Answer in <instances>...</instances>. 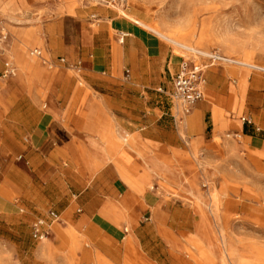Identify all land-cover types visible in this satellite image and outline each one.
Instances as JSON below:
<instances>
[{"label": "rangeland", "instance_id": "obj_1", "mask_svg": "<svg viewBox=\"0 0 264 264\" xmlns=\"http://www.w3.org/2000/svg\"><path fill=\"white\" fill-rule=\"evenodd\" d=\"M10 1L0 0V73L9 59L16 74L0 78V139L14 130L10 122L15 124L16 114L33 116L28 102L46 110L49 101H102L107 117L114 111L120 118L119 149L131 145L133 129L165 135L168 152L161 160L168 171L144 186L159 194L160 207L132 224L116 220L114 227H104L106 222L94 228L88 220L76 222L74 208L73 216L62 215V223L43 241L30 236L32 219L8 209L7 202L18 196L0 189V264H264V148L254 150L243 136L233 137L243 109L232 115L216 106L207 88L212 74L217 87L221 76L230 87L231 79L248 85L252 76L264 78V0ZM101 9L139 21L178 61L203 64L206 88L196 104L205 103V110L196 111L195 105L182 122H175L162 114L166 105L155 91L142 93L106 76L93 88L79 87L72 69L51 67L30 55L36 47L65 59L90 55L102 29ZM154 29L193 50L176 46ZM211 55L251 67L214 61ZM230 89L227 93L235 96ZM215 90L226 94L224 88ZM20 154L16 162L22 161ZM54 191L45 192L47 198L60 202Z\"/></svg>", "mask_w": 264, "mask_h": 264}, {"label": "crops", "instance_id": "obj_2", "mask_svg": "<svg viewBox=\"0 0 264 264\" xmlns=\"http://www.w3.org/2000/svg\"><path fill=\"white\" fill-rule=\"evenodd\" d=\"M101 10L98 26L102 29L94 36L97 49L93 53L81 57L70 55L66 60L36 47L34 49L39 50L40 55L33 56L51 67L72 69L79 87L86 84L93 88L96 80L106 76L114 84L126 82L128 88L142 93L155 91L166 105L162 114L182 122L187 114L181 112L171 97L173 76L181 61L166 43L143 30L139 23ZM222 60L236 62L227 58ZM241 63L236 62L242 67H251ZM242 75L243 72L238 73L240 78ZM214 77L212 74L207 88L216 106L224 107L232 115L243 109L238 117L239 127L232 132L243 136V141L254 150H262L264 78L252 76L248 85L231 79L234 84L230 87L226 77L221 76L217 87ZM215 88H224L226 94H220ZM230 88H234L235 96L230 97L227 93ZM26 105L35 110L33 116L16 114L12 118L15 124L10 122L14 130L4 133L0 139V189L10 190L18 196L7 202L8 209H19L25 220L32 219L31 237L32 222L48 218L50 210L59 215V222L50 225L49 235L62 223V215L73 216L74 208L78 213L76 222L88 220L94 228L108 222L104 227L109 228L114 227L112 221L132 224L137 216L160 207L159 194L145 190L144 186L148 180H156L168 171L161 160L168 152L165 135L133 129L130 133L135 137L131 145L125 144L119 149L116 141L121 135L118 131L120 118L114 111L107 117V106L102 101H87L83 105L79 101H49L46 110L36 101ZM196 105V111L207 107L203 102ZM193 113L185 124L192 121ZM242 116L250 117L253 124L242 123ZM121 139L125 141V138ZM17 152L21 153L18 158L22 161H15ZM142 157L146 158L140 159ZM53 190L60 202L47 198L45 192L53 193ZM153 232L156 233L154 237L159 236L157 230Z\"/></svg>", "mask_w": 264, "mask_h": 264}, {"label": "built area", "instance_id": "obj_3", "mask_svg": "<svg viewBox=\"0 0 264 264\" xmlns=\"http://www.w3.org/2000/svg\"><path fill=\"white\" fill-rule=\"evenodd\" d=\"M32 55H40V51L34 49L30 52ZM212 60L223 59L219 56L211 55ZM62 62L64 60L61 59ZM16 74V67L11 60L3 62V68L0 73V78L5 79ZM206 85L205 66L203 64L182 60L178 70L173 76V91L171 97L175 104L180 108L183 114H188L196 103L202 99ZM240 121L244 124H253L250 117L242 116ZM233 137H238L240 134L232 133ZM48 218H38L31 224V235L35 240L43 241L48 238L50 225L59 222V215L54 211L48 212Z\"/></svg>", "mask_w": 264, "mask_h": 264}, {"label": "bare ground", "instance_id": "obj_4", "mask_svg": "<svg viewBox=\"0 0 264 264\" xmlns=\"http://www.w3.org/2000/svg\"><path fill=\"white\" fill-rule=\"evenodd\" d=\"M136 23H139V24H141L139 21H137V20H134ZM157 33L156 35H160L162 38H164V39H167V41L169 40V41H171L173 44H175L176 46H179V47H181V48H185V49H188V50H190V49H192V48H190L189 46H187V45H184V44H182V43H180V42H177V41H174V40H171L168 36H165L164 34H162V33H160V32H158L157 30H155L154 29V33ZM193 50V49H192ZM196 53H198V52H196Z\"/></svg>", "mask_w": 264, "mask_h": 264}]
</instances>
